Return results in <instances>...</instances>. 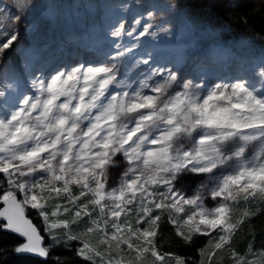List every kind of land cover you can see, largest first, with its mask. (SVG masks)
Masks as SVG:
<instances>
[{
  "label": "snow or ice",
  "instance_id": "obj_1",
  "mask_svg": "<svg viewBox=\"0 0 264 264\" xmlns=\"http://www.w3.org/2000/svg\"><path fill=\"white\" fill-rule=\"evenodd\" d=\"M255 220L264 0H0V264H264Z\"/></svg>",
  "mask_w": 264,
  "mask_h": 264
},
{
  "label": "trees",
  "instance_id": "obj_2",
  "mask_svg": "<svg viewBox=\"0 0 264 264\" xmlns=\"http://www.w3.org/2000/svg\"><path fill=\"white\" fill-rule=\"evenodd\" d=\"M250 4H255L256 0H248ZM208 4L209 0H192L191 1V9L197 14L205 13L208 11ZM235 31H232V29H228V35L230 37H236L240 34H243L245 32V29L235 27ZM260 25L259 23H255L253 25H249L247 31H252L254 28L259 29ZM254 236L255 237V246L259 249L261 242H264V220H255L254 224L249 227V229L245 230L242 233H239L234 238V243L237 246V250L243 254L247 249V240ZM221 257L222 262L221 264H231V258L229 256V253L227 251L220 252L216 257H214V264L216 260H220Z\"/></svg>",
  "mask_w": 264,
  "mask_h": 264
},
{
  "label": "rangeland",
  "instance_id": "obj_3",
  "mask_svg": "<svg viewBox=\"0 0 264 264\" xmlns=\"http://www.w3.org/2000/svg\"><path fill=\"white\" fill-rule=\"evenodd\" d=\"M192 0H187L189 5L191 4ZM48 2L57 5L60 7V9L68 14V19H72V13L75 8V6L79 5L81 3V0H48ZM193 11V9H191ZM83 10L81 9V12ZM194 12V11H193ZM195 13V12H194ZM51 35V33H49ZM231 39H234L236 37H230Z\"/></svg>",
  "mask_w": 264,
  "mask_h": 264
}]
</instances>
